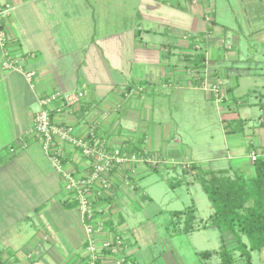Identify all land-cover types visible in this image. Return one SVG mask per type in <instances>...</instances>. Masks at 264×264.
I'll list each match as a JSON object with an SVG mask.
<instances>
[{"label": "crops", "instance_id": "0c3cea01", "mask_svg": "<svg viewBox=\"0 0 264 264\" xmlns=\"http://www.w3.org/2000/svg\"><path fill=\"white\" fill-rule=\"evenodd\" d=\"M0 2L12 8L5 19L12 54H35V57L26 63L25 69L36 72L33 88L21 73L5 72L0 67V205L5 206L9 212L14 209L13 211L19 214L10 220L7 212L4 219H7L9 224L12 221L15 224L29 221L30 212H35L41 219L44 211H50L51 208L43 209L44 206L39 204L34 206V189L37 185L40 197L52 196L57 200L52 208L58 207L57 217L62 219V228L67 231L69 239L75 241V229L80 230L83 240L74 244L77 247L82 246L84 250L85 234L80 214L76 205L69 201L59 174L41 146L31 144L21 152L22 154L15 156L9 152L15 142L33 127L35 114L40 108L39 99L45 94L86 90L88 100L81 111L77 116H67L69 121H74L76 117L81 120L80 124L84 123L77 128L79 134L82 133L83 125L92 123L97 128V138L111 145L135 147L156 154L162 149L164 141L180 143L175 137L174 125H162L161 122L152 123L149 127L141 125L139 132L142 135L138 141L140 139L139 142L145 146L141 148L135 146L138 142L132 136L134 132L126 130L122 124L134 116L140 119V116L131 113L138 109L139 105L142 109L153 112V105H150V102H153L151 96L159 90L172 91L177 88L179 93L189 92L191 96L193 90H199L209 101L206 91L201 87V82L206 80L208 84L220 86L226 94L220 111L224 134H232L226 132V126L231 131L234 128L231 124L235 126L240 122L243 125L242 132H245L247 120L236 113V106L246 105V102L236 98L234 94L235 89L239 87L240 78L248 79L253 73V68L241 61L233 46L227 48V34L230 28L218 24L216 3L208 0H185L184 5H175L171 0ZM209 21H215L217 26L212 33L207 34L211 26ZM263 33V28L251 29L249 36H255V40H260L264 46ZM204 34L206 38L198 37ZM193 38L197 39L194 51L190 46ZM200 40H205L203 46H208L209 49L204 53L205 67L198 70L184 57L196 52L203 53L202 45L199 47L198 44ZM235 43L239 47V39ZM233 72L239 74L235 75ZM251 91L259 92V100L264 101V94L259 89ZM134 93L138 96L135 102L132 101ZM127 101L130 102L126 105ZM260 105L263 112L258 123L260 128L254 127L247 141L251 147L257 148L255 152L264 151V104ZM54 106L61 107V102H56ZM114 114L119 115L122 124L114 125L111 120ZM151 118L153 119L152 116ZM38 154L40 157H37ZM37 163L42 166L34 168ZM248 165H251L253 172V162L250 158ZM191 167L184 166V170ZM30 168L35 171H23ZM141 169V165L136 166L127 181L119 178L116 198L111 202L114 212L108 219L109 226L112 227L116 223L122 226L124 223L121 204L124 195L140 194L138 185L132 180ZM237 169L227 168L215 172L227 171L232 176L243 172L240 171L241 168ZM187 172L194 176L193 171ZM37 179L41 180L38 184ZM194 183L195 180L187 184L191 186ZM46 186L48 189L50 187V190H47ZM143 197L150 198L145 194L141 198ZM26 204L28 206L24 207ZM73 211L75 212L70 215ZM197 220L206 221L199 220L198 217ZM42 225L43 228L47 227V231L36 229L42 244L35 240L34 245L38 248L26 251V254L20 253L13 238L21 236L25 229L5 225V229L0 230V261L3 264H35L38 259L45 261V257L49 256L51 260L62 264V259L55 251V237L58 232L50 228V222L45 221ZM220 235L221 245L207 251L212 252V256L203 257L207 264L211 261L210 264H222L220 256L216 253L223 245L221 232ZM45 242L50 243V246L43 245ZM224 242L228 249L235 248L230 238L224 237ZM258 254L256 261L252 254L253 264L264 263V250ZM235 257L238 258L239 253H236ZM77 258L75 259L78 260ZM83 258L86 259L85 256ZM213 259H216V262L213 263Z\"/></svg>", "mask_w": 264, "mask_h": 264}, {"label": "rangeland", "instance_id": "374dc122", "mask_svg": "<svg viewBox=\"0 0 264 264\" xmlns=\"http://www.w3.org/2000/svg\"><path fill=\"white\" fill-rule=\"evenodd\" d=\"M171 1L175 5L185 4V0ZM208 1L216 3L218 24L230 28L227 34L229 44L227 48L233 46L241 61L253 68V73L248 79L240 78L239 87L235 89L234 94L236 98L246 102V105L236 106L238 107L236 113L247 120V126L245 132L226 136L221 121V104L208 101L205 94L199 90H193L191 92L193 96H191L188 94L189 92L181 91L179 93L177 88L172 91L159 90L154 96H151L153 102H150V105H153V112L142 109L141 105L138 109L131 111L132 114L140 116V119L134 116L122 124L119 115H113L111 120L114 125L122 124L126 130L134 132L132 136L139 143L135 144L136 147L143 148L144 146L142 142H139L140 139L138 141L142 135L139 132L140 126L149 127L152 126V123L158 122H161L162 125H174L175 137L180 141V143H172V140L164 141L162 149L154 154L160 159V163L156 167L141 164L142 169L132 180L138 185L140 194L132 193L135 195L134 197L131 193L124 195L123 203H120L122 205L121 214L125 220L120 226V232L125 239L126 255L128 259H131L129 260L131 264H207L206 259L199 256L198 253L212 251L221 245V235L218 229L209 228L186 235L180 233L178 227L172 223L174 211H183L192 206L197 209L199 220H207L213 213L211 203L201 184L195 182L188 186L187 183L194 181V176L192 173H186L192 169L184 170V166L196 165L203 170L212 171L241 168L240 171L244 173L252 172L251 165H248V158L257 148L251 147L247 141L252 129L260 128L258 123L260 117L263 116L260 103L264 104V101L259 100V92L254 93L251 90L259 89L264 94V46L260 40H255L256 37H250L249 34L251 29H264V0ZM262 36L264 37V33ZM238 39L239 47L235 43ZM204 42L205 40H200L198 44L199 47L202 45V52L206 53L209 47L203 46ZM233 73L239 74V72ZM132 96V101L135 102L138 96L136 93ZM129 102L127 101L125 104L127 105ZM229 115H225V117ZM231 127H235L233 123ZM31 144L41 146L38 141H32ZM234 144L238 146L234 147ZM37 157H40V154ZM41 166L37 163L34 168ZM34 168L23 171H35ZM52 170L54 172V169ZM40 182L41 180L37 179V184ZM180 184L181 186H177ZM36 186L34 193L37 196L35 195L33 198L34 206L39 204L44 206L43 209L51 208L50 211H44L41 219L35 212H30L31 219L29 221L24 220L17 224L12 221L9 224L6 222L7 219H4L9 211L5 209V206L0 205V230L5 229V225L9 227L14 225L17 228L21 227L22 230L25 229L21 236L17 238L13 236V238L21 251L20 253L26 254V251L38 248L34 245L35 240L42 244L36 229L47 231L45 230L47 227L43 228L42 224L45 221L50 222V228L58 232L55 237V251L62 259V264H87L86 259L83 258L85 256L83 247L80 245L77 247L74 244L83 240L80 230L76 228L75 236L77 238L75 241L70 240L67 231L62 228V219L59 218L60 216L57 217L58 207L52 208L57 200L52 196L49 198L40 197ZM46 189L50 190V187L48 189L46 186ZM143 194L148 195L151 199L144 201L141 198ZM59 197L61 199V196ZM27 204L23 206L27 207ZM13 210L10 209L9 212L8 219L10 220L19 215ZM34 224L38 227L35 228ZM244 240L248 242L246 238ZM43 245L48 247L50 243L45 242ZM253 256L256 261L259 257L258 252L253 253ZM45 261L38 259L35 264H60L51 260L49 256L45 257ZM214 262L216 259H213ZM236 264H244V262L239 261ZM258 264L264 263L258 262Z\"/></svg>", "mask_w": 264, "mask_h": 264}, {"label": "built area", "instance_id": "2783aa9c", "mask_svg": "<svg viewBox=\"0 0 264 264\" xmlns=\"http://www.w3.org/2000/svg\"><path fill=\"white\" fill-rule=\"evenodd\" d=\"M12 8L0 2V67L5 72H19L34 88L36 72L25 69L35 54L22 56L12 54L10 38L5 28V19ZM198 78V77H197ZM200 79V78H199ZM210 100L217 104L225 102L226 94L217 84L201 82ZM142 90V88H140ZM88 100L86 90L72 93L53 92L39 99V110L34 117L33 127L10 148L15 156L26 150L32 141L41 144L43 152L59 174L69 201L76 205L85 234L84 252L87 264H131L127 245L118 223L112 227L108 219L114 212L111 202L116 198L119 178L126 181L136 166L148 164L156 167L160 159L135 147L115 146L97 138L94 124L83 125L67 119L77 116ZM61 102V107H55ZM262 152H252L254 162ZM0 264H3L0 262Z\"/></svg>", "mask_w": 264, "mask_h": 264}, {"label": "trees", "instance_id": "16d2710c", "mask_svg": "<svg viewBox=\"0 0 264 264\" xmlns=\"http://www.w3.org/2000/svg\"><path fill=\"white\" fill-rule=\"evenodd\" d=\"M210 24L211 27L207 34L212 33L214 27L217 26L215 21H211ZM205 36L206 34L198 37L204 39ZM196 40L193 38L190 45L193 51L197 45ZM184 58L187 62L192 63L195 69L199 70L205 67L206 56L204 53L196 52L186 55ZM227 127L225 128L227 133L243 131L241 122L236 124L231 131ZM191 169L194 172L195 182L203 187L213 213L208 220L198 221L196 208L192 206L183 211H174L172 223L178 227L180 233L186 235L199 230L217 228L223 238V245L216 252L220 256L222 264H235L239 260L244 264H253L252 254L264 250V156L258 157L253 162L252 173L240 172L232 176L227 171L203 170L196 165ZM177 186H181V184ZM143 199L150 200L145 197ZM224 237L230 238L234 242L235 248L228 249ZM236 253H239L238 258L235 257ZM198 255L210 257L213 253L206 251Z\"/></svg>", "mask_w": 264, "mask_h": 264}]
</instances>
